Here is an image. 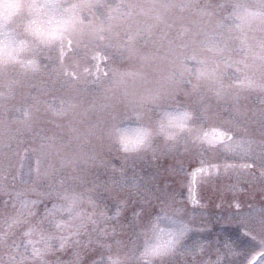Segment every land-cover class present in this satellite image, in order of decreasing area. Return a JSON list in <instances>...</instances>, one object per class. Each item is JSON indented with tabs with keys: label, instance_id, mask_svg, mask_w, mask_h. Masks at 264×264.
<instances>
[{
	"label": "rangeland",
	"instance_id": "374dc122",
	"mask_svg": "<svg viewBox=\"0 0 264 264\" xmlns=\"http://www.w3.org/2000/svg\"><path fill=\"white\" fill-rule=\"evenodd\" d=\"M83 3L101 31L37 51L36 71L0 66V264H143L146 235H157L150 217L122 225L148 193L152 216L217 221L184 223L152 264H264V77L230 28L237 0ZM165 109L186 113L190 130L125 150ZM219 128L232 138L214 137ZM200 163L213 173L202 187L239 193L243 220L216 195L207 211L182 199Z\"/></svg>",
	"mask_w": 264,
	"mask_h": 264
},
{
	"label": "clouds",
	"instance_id": "9594fccd",
	"mask_svg": "<svg viewBox=\"0 0 264 264\" xmlns=\"http://www.w3.org/2000/svg\"><path fill=\"white\" fill-rule=\"evenodd\" d=\"M83 0H0V66H18L38 70L35 53L60 46L81 35L86 29L94 32L103 25L86 20ZM230 28L242 37L244 59L264 77V0H237L229 14ZM201 74L202 71L198 70ZM264 90V85L261 86ZM189 116L181 111L161 110L153 125L131 133L134 142L125 150L135 152L146 148L153 138L174 140L190 130ZM80 203L79 197L70 199V207ZM160 241L146 235L140 253L143 264H152L153 249ZM109 264H122L112 257Z\"/></svg>",
	"mask_w": 264,
	"mask_h": 264
},
{
	"label": "snow or ice",
	"instance_id": "6c2138e0",
	"mask_svg": "<svg viewBox=\"0 0 264 264\" xmlns=\"http://www.w3.org/2000/svg\"><path fill=\"white\" fill-rule=\"evenodd\" d=\"M211 175L213 174L209 169L200 167L191 170L187 173L188 180L187 183L184 185V192L182 194V199L186 201L193 209H197L200 207H203L200 196H199V190H198V175ZM167 187L168 185L165 184L164 193L165 195L169 196V199H171V196L174 194H168L167 193ZM155 199V197L148 193V198L145 199L143 196L140 198V206L135 207V209L131 212L128 224L122 225L123 228H129L133 225H138L141 220L148 216L150 217L152 229L154 232L157 233V239L160 241L159 244L154 248V250H161L166 249L170 247L177 237L179 235H182L184 232L188 230V225L184 224L183 222L177 220L174 216L170 215L168 211L164 208H161L160 213L156 214L155 216L151 215V201ZM126 203V202H125ZM233 207L236 209V212L238 215L241 216V219L248 215L247 213L241 212L238 203L234 202ZM261 213H264V209L258 210ZM121 215L120 207L116 209V211L113 213L114 219L117 220L119 223ZM165 221L168 224L172 225L168 230H165L164 228L160 227V222ZM200 231H204V229H199ZM226 242V247H227ZM13 264H15V258H12ZM217 264H220V260L218 259Z\"/></svg>",
	"mask_w": 264,
	"mask_h": 264
},
{
	"label": "flooded vegetation",
	"instance_id": "af4514ba",
	"mask_svg": "<svg viewBox=\"0 0 264 264\" xmlns=\"http://www.w3.org/2000/svg\"><path fill=\"white\" fill-rule=\"evenodd\" d=\"M98 66H100V63L98 60H96L94 62V68L96 69ZM213 133H214L213 134L214 137L219 139L222 143H225L232 138L231 134L229 132H227L226 130H224L223 128L213 129ZM225 162L227 164H231L234 167H236V166H239L240 168L247 167V166L242 165L241 164L242 162L237 163L233 160L232 161H225ZM237 164H239V165H237ZM200 167L208 168L206 163H200V164L195 165L194 167H191L190 171L193 169H196V168H200ZM247 168H250V167H247ZM200 175H198V190H199V196H200V200H201L203 207H200L198 209L207 211V204L205 202L209 201V199L213 195H216L219 197V200H220L219 207L223 206L227 211H230V210L236 211V209L233 207L234 202L238 203L240 210L242 209L243 206H242V204H240L239 193H235L232 189H229V188H215V189L206 188V187L204 188V187H202L204 182H203L202 178L199 177ZM189 207L191 208L190 205H189ZM246 207L247 208H253V207H251V205H248ZM216 209H219V208L217 207ZM254 212H255V210H254ZM206 222L213 223V224L217 223V221H214V220H210V221L209 220H205V221L195 220V221H192L191 223H188V221H184V223H187V224H198V223L199 224H205ZM179 244H180L179 246L182 245L181 242ZM184 244H186V243H184ZM175 248L176 247L174 246V250H175ZM173 253L174 254L171 257H173L175 255L176 256L180 255L179 257L184 258L181 255H185L184 252L174 251Z\"/></svg>",
	"mask_w": 264,
	"mask_h": 264
},
{
	"label": "water",
	"instance_id": "95a60500",
	"mask_svg": "<svg viewBox=\"0 0 264 264\" xmlns=\"http://www.w3.org/2000/svg\"><path fill=\"white\" fill-rule=\"evenodd\" d=\"M101 74H103V71H101ZM246 165H247V166H250V164H249V163H247Z\"/></svg>",
	"mask_w": 264,
	"mask_h": 264
}]
</instances>
